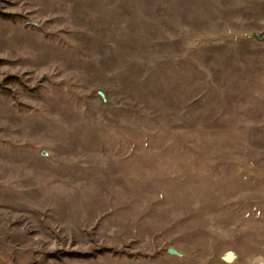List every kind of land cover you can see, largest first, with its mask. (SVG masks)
Listing matches in <instances>:
<instances>
[{
    "label": "rangeland",
    "instance_id": "obj_1",
    "mask_svg": "<svg viewBox=\"0 0 264 264\" xmlns=\"http://www.w3.org/2000/svg\"><path fill=\"white\" fill-rule=\"evenodd\" d=\"M0 264H264V0H0Z\"/></svg>",
    "mask_w": 264,
    "mask_h": 264
},
{
    "label": "water",
    "instance_id": "obj_2",
    "mask_svg": "<svg viewBox=\"0 0 264 264\" xmlns=\"http://www.w3.org/2000/svg\"><path fill=\"white\" fill-rule=\"evenodd\" d=\"M29 23H35L34 21L32 20H28ZM168 252L171 253V254H178V252L174 249V248H169L168 249Z\"/></svg>",
    "mask_w": 264,
    "mask_h": 264
},
{
    "label": "bare ground",
    "instance_id": "obj_3",
    "mask_svg": "<svg viewBox=\"0 0 264 264\" xmlns=\"http://www.w3.org/2000/svg\"><path fill=\"white\" fill-rule=\"evenodd\" d=\"M226 259L228 260V261H232L233 260V258H232V254H227V256H226ZM259 260H261V259H257L256 261H259Z\"/></svg>",
    "mask_w": 264,
    "mask_h": 264
}]
</instances>
